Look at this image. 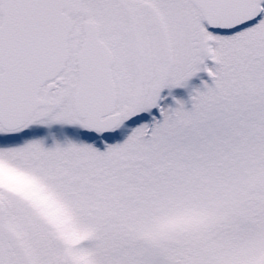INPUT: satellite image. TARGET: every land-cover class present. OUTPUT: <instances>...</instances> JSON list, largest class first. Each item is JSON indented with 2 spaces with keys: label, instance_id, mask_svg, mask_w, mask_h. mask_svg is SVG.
Returning <instances> with one entry per match:
<instances>
[{
  "label": "snow or ice",
  "instance_id": "6c2138e0",
  "mask_svg": "<svg viewBox=\"0 0 264 264\" xmlns=\"http://www.w3.org/2000/svg\"><path fill=\"white\" fill-rule=\"evenodd\" d=\"M0 264H264V0H0Z\"/></svg>",
  "mask_w": 264,
  "mask_h": 264
},
{
  "label": "rangeland",
  "instance_id": "374dc122",
  "mask_svg": "<svg viewBox=\"0 0 264 264\" xmlns=\"http://www.w3.org/2000/svg\"><path fill=\"white\" fill-rule=\"evenodd\" d=\"M201 79H208L206 73H199L197 76L193 77L186 88H175L172 90V94L176 97L187 99L189 92L200 85ZM167 89H165V92L167 93Z\"/></svg>",
  "mask_w": 264,
  "mask_h": 264
}]
</instances>
